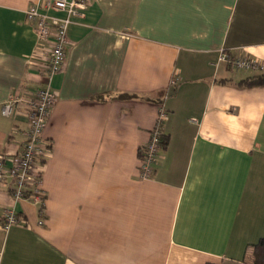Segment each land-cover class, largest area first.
Here are the masks:
<instances>
[{
	"label": "crops",
	"instance_id": "0c3cea01",
	"mask_svg": "<svg viewBox=\"0 0 264 264\" xmlns=\"http://www.w3.org/2000/svg\"><path fill=\"white\" fill-rule=\"evenodd\" d=\"M34 1L0 0V156L28 127L25 106L3 104L49 84L46 198L0 186V264H243L264 237V85L220 54L264 63V0H89L51 78ZM161 107L169 142L143 177Z\"/></svg>",
	"mask_w": 264,
	"mask_h": 264
},
{
	"label": "built area",
	"instance_id": "2783aa9c",
	"mask_svg": "<svg viewBox=\"0 0 264 264\" xmlns=\"http://www.w3.org/2000/svg\"><path fill=\"white\" fill-rule=\"evenodd\" d=\"M88 7L89 0H37L27 9V20L35 24L40 41L51 43L48 63L50 78L61 70L66 60L69 25L74 18L83 16ZM52 11L64 14L57 15L51 13ZM220 59L237 67L264 71V63L250 57L233 56L222 51ZM172 82L175 83V80ZM55 99L56 93L48 84L38 88L32 94H13L2 106V113L5 116H12L22 106L27 108L28 127L21 151L12 157L0 156V186L10 180L15 201L31 199L36 203H43L46 198L42 174L50 145L44 139L43 131ZM165 119H167V111L161 107L156 123L142 147L140 166L143 177H149L152 174L159 160L163 149L162 124ZM191 121L196 122L197 119L193 118ZM2 220L7 228L17 223L19 217L16 207H7Z\"/></svg>",
	"mask_w": 264,
	"mask_h": 264
},
{
	"label": "trees",
	"instance_id": "16d2710c",
	"mask_svg": "<svg viewBox=\"0 0 264 264\" xmlns=\"http://www.w3.org/2000/svg\"><path fill=\"white\" fill-rule=\"evenodd\" d=\"M260 73L247 77L240 81V84L250 86V85H264V71L260 70ZM163 147H165L169 142V136L164 134L162 138ZM45 161V160H44ZM18 217L19 213H18ZM216 264V263H207ZM238 264V263H229ZM243 264H264V237H262L257 243L251 245L248 249L246 258Z\"/></svg>",
	"mask_w": 264,
	"mask_h": 264
}]
</instances>
